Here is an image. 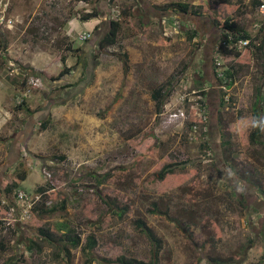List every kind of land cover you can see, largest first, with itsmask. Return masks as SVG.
<instances>
[{"label":"rangeland","instance_id":"374dc122","mask_svg":"<svg viewBox=\"0 0 264 264\" xmlns=\"http://www.w3.org/2000/svg\"><path fill=\"white\" fill-rule=\"evenodd\" d=\"M59 1L0 0V10L14 20L11 28L0 25V80L16 87L15 94L4 89L0 181L12 183L26 168L19 188L41 194L28 220L0 221V264H120L122 258L264 264V148L249 140L256 122L264 142V56L249 44L238 58L221 56L219 71L235 67L229 87L216 79L213 60L226 19L260 33L252 0H64L52 6ZM174 2L188 3L189 10L177 11ZM97 7L121 23L116 42L100 50L79 38V28L67 31V20L77 16L80 23L85 10ZM102 21L92 30L96 36ZM211 26L219 32L207 68L203 45ZM24 50L49 69L29 72L40 80L34 87L28 80L29 112L14 108L27 85L19 89L21 79L7 68L27 64L16 56ZM63 67L68 72L53 79ZM162 85L167 109L181 108L185 119L157 115L151 93ZM201 90L207 120L192 128ZM257 90L262 98L255 106ZM167 164L172 170L160 179ZM121 207L127 210L118 217ZM137 218L160 239L159 249ZM88 236L96 241L90 250ZM29 237L37 245L28 251Z\"/></svg>","mask_w":264,"mask_h":264},{"label":"trees","instance_id":"16d2710c","mask_svg":"<svg viewBox=\"0 0 264 264\" xmlns=\"http://www.w3.org/2000/svg\"><path fill=\"white\" fill-rule=\"evenodd\" d=\"M257 2H258V0H252L253 7H255ZM170 4H171V6H175L177 11H180L183 13H186L189 10V4L185 3V2H174V3H170ZM97 14L98 13L96 12V9L91 10L90 12L84 13V15L82 16V20H88L90 17L97 15ZM105 18L102 21V25H105V28L103 29V31L101 33H99V35H97V36L95 35V33L93 34V32H94L93 31L91 34L92 37H89L90 38L89 42L92 44H95L99 50L116 42L117 34H118V31L121 27V23L118 20V18H108V16H105ZM260 23H261V26L259 27L260 33L251 35L245 29V27L239 26L232 19H226L224 21V27L220 29V38L218 40V43H217V46H216L214 52H219L223 56H233L234 58H238L241 55L240 50H242L243 48L242 49L238 48V46L236 44L237 40L239 38H245V39H248L249 45H254L255 48L260 52V54L264 56V19L261 20ZM195 34H196V31L192 30L190 33V36H193ZM230 44H232V47H229ZM123 59H124V62L122 64V66H123L122 71H123V73H125L127 70V55L125 53H123ZM231 67L235 68V67H233V65ZM231 67L224 69L222 71L223 75L221 77L217 76V74L215 73L216 79L222 85H224L226 87L227 86L229 87L233 81L234 69H232ZM68 70H69L68 67H63L59 71L57 76L52 77V78L53 79H59L60 76H62L64 73L68 72ZM27 71L31 72V73L34 72V70L32 71V69H30L29 67L27 68ZM39 73L40 72H38V74ZM18 78L21 79L19 89H23L24 88L23 86L25 85V80L22 79L21 77H18ZM163 90H164V86L162 85V86H159L157 88H154L152 93H151V97L154 100H156V103H157V113L160 112L162 106L164 105V101H162L163 96L167 95V92L166 91L163 92ZM199 92L202 95L205 94L204 90H201ZM261 98H262V95L260 94L259 90H257V95L255 97V103H254L255 106L259 105L258 102H259V100H261ZM223 99L224 98L222 97V100ZM24 102H25V98L20 103L16 104L14 106V108L21 109V108H23V106L25 107ZM24 109L28 110V112H29V109L27 107H25ZM254 109H255V116L258 117L256 107ZM31 112L33 114H40L41 110L40 111L33 110ZM197 121H199V119L193 120L189 126L191 127ZM40 126L42 128H45L46 127V121L45 120L40 121ZM252 128L253 129L249 133L250 142L260 143L262 145V147L264 148V142L262 140H260V138H259L261 135L260 134V127L257 125L256 122H254ZM207 146L209 147V145H207ZM171 168H172L171 165H168V164L164 165L161 169V173L159 175V178L162 179L166 173H168V172H170V170H172ZM27 174H28V169L23 168L18 173V175H16V177H13L14 181L12 183L6 184L5 182H3L4 180H1L0 181V200H1V197L3 196V194L7 195L8 199L11 200V196H10V195H12L11 193H14L17 189H20L19 185L22 183L23 180H25ZM38 190L43 191V188L40 187V188H38ZM263 193H264V190H263ZM65 203H66L65 199H62L60 202L61 207L64 208ZM38 204H41V201L39 203H35L33 208H37ZM0 209H1V205H0ZM55 209H56V206H52L49 210L54 211ZM126 210H127L126 207H121V208L116 209L115 212H116V215L118 217H122L123 214L126 212ZM153 210L155 211V209H153ZM135 223H136L137 227L140 228L141 231L144 232L152 240V242L155 244V246L159 249L161 246L160 239L156 238L155 234L146 225V223L140 218H137L135 220ZM37 232H38V235L41 236L42 238L50 239V237H48L47 235L45 236V232L42 229L41 230L38 229ZM35 238H32V237L28 238L29 243L25 247L26 250L29 251V250L36 247L37 243H36ZM71 242L74 245H77L79 243V238L71 239ZM95 244H96L95 239L92 236H88L86 239V249L87 250L92 249L95 246ZM155 255H156V253H154L153 260L151 261L153 263L155 261ZM119 260H120V262H119L120 264H150V262H144V261L136 260L133 258H131V259L122 258ZM209 261H210V263H213V262H218L219 260L210 259ZM228 263H230V262H226L225 264H228ZM215 264H219V263H215Z\"/></svg>","mask_w":264,"mask_h":264},{"label":"built area","instance_id":"2783aa9c","mask_svg":"<svg viewBox=\"0 0 264 264\" xmlns=\"http://www.w3.org/2000/svg\"><path fill=\"white\" fill-rule=\"evenodd\" d=\"M84 5H87V3H84ZM255 12L259 15V17L261 18V20L264 19V0H258L257 4L254 7ZM261 20L258 22L259 27L261 26ZM13 22L14 20L8 16L5 15V7L0 10V25H5L7 28H11L13 26ZM92 30H85L83 31L80 35L79 38L81 40H85L88 39L91 36ZM237 46L238 48L242 49V48H246L248 43V39L245 38H239L237 40ZM229 47H232V44H230ZM216 48V47H215ZM221 55L219 52H215V58L214 60V70L215 73L217 74V76L221 77L223 75L222 71H219L220 69V64H221ZM8 70L10 69V74H14V76H18L21 77L22 79L25 80L26 82V88H24L22 91V95L18 94V98H17V103H20L24 97L27 94H29L31 87H30V83L32 84V86H36L39 85L40 80L39 78H34L31 77V74L27 71L25 72L27 69L26 68H21L20 65L16 66L13 63H9L8 65ZM218 70V71H217ZM28 80H30L28 83ZM29 85V86H28ZM224 86V85H223ZM186 92L181 94L180 100L184 101L186 99ZM204 98L203 95L198 93L197 94V99H196V104L198 105V110L199 111H195V113L199 116V121L200 122H204L207 120V116L204 112ZM169 103H164L163 105V109L160 110V112L157 113V115L161 116L162 114H164L166 111L168 112L167 117L173 118L172 120H175L174 117H179L183 120L185 119V115L184 112L181 108H178L176 111L174 112H170L169 109H167ZM170 105V104H169ZM200 106V108H199ZM167 110H166V109ZM202 108V109H201ZM202 120V121H201ZM192 128L196 127V124L191 126ZM2 186V185H1ZM13 200H9L7 195H4L1 197L0 200V205H1V209H3L6 212V216H1L0 217V221H2L4 226H8L10 225L12 222H14L15 220L17 221H22V220H28L30 218L31 215V211L35 205V203H39L41 201V194H35V193H30L27 192L23 189H17L14 193H11Z\"/></svg>","mask_w":264,"mask_h":264},{"label":"crops","instance_id":"0c3cea01","mask_svg":"<svg viewBox=\"0 0 264 264\" xmlns=\"http://www.w3.org/2000/svg\"><path fill=\"white\" fill-rule=\"evenodd\" d=\"M64 1V0H62ZM62 1H59V3H61V5H58L57 2H52V6H57V7H62ZM84 3H86V1L82 0ZM20 2V0H19ZM98 8V7H97ZM98 14L97 15H94L92 17H90L88 20H83L79 23L78 21V17L77 16H74L73 18L67 20V24L69 25V28H68V32L70 31H73L72 29L74 28L75 30H77V28H79L78 32L79 31H85V30H94L95 27H97L100 23V19L103 18L105 16V10H101L98 8L97 10ZM63 19V18H62ZM64 21V20H63ZM16 56L20 57L22 60H25L27 62V64H29V66L26 64V63H22V65L20 66L21 68L23 67H32V69L34 71L36 70H39V71H44L45 73H49V69L48 67L46 66L45 63H43L41 61V58L37 59L36 61L35 60H31L30 59V55L26 53V51L24 50L23 52L21 51H16ZM127 55V53H125ZM24 61V62H25ZM127 62L128 61V55H127ZM38 63H41V65H38ZM21 64V63H20ZM8 89V90H14L12 93L15 94L16 92V87L13 86V85H7V83H4L2 80H0V117L2 116V112H5V110H3V105L2 104H5L7 103L6 101V94L4 92V89ZM18 89V87H17ZM3 93V96H4V100L1 99V94ZM13 101V99H12ZM14 103V101H13ZM12 103V104H13ZM10 112V111H9Z\"/></svg>","mask_w":264,"mask_h":264},{"label":"flooded vegetation","instance_id":"af4514ba","mask_svg":"<svg viewBox=\"0 0 264 264\" xmlns=\"http://www.w3.org/2000/svg\"><path fill=\"white\" fill-rule=\"evenodd\" d=\"M105 18V16L103 17V19ZM106 19V18H105ZM206 29H208L207 30V35H206V41H205V43H204V45H203V53H204V61H205V64H206V66H207V68H209L210 67V61H211V58H210V56H209V54L211 53V46H212V44L216 41V40H214L216 37H215V31L218 33L219 31H218V29H216V28H213V26H211V27H209V28H206ZM219 159V161L221 162V159L220 158H218Z\"/></svg>","mask_w":264,"mask_h":264},{"label":"clouds","instance_id":"9594fccd","mask_svg":"<svg viewBox=\"0 0 264 264\" xmlns=\"http://www.w3.org/2000/svg\"><path fill=\"white\" fill-rule=\"evenodd\" d=\"M87 3V2H86ZM86 12H90L91 10H85ZM92 30V29H91Z\"/></svg>","mask_w":264,"mask_h":264}]
</instances>
